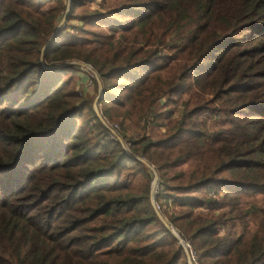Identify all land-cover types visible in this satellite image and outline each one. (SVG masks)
<instances>
[{"label": "trees", "instance_id": "trees-1", "mask_svg": "<svg viewBox=\"0 0 264 264\" xmlns=\"http://www.w3.org/2000/svg\"><path fill=\"white\" fill-rule=\"evenodd\" d=\"M170 227L264 264V0H0V264H188Z\"/></svg>", "mask_w": 264, "mask_h": 264}, {"label": "rangeland", "instance_id": "rangeland-1", "mask_svg": "<svg viewBox=\"0 0 264 264\" xmlns=\"http://www.w3.org/2000/svg\"><path fill=\"white\" fill-rule=\"evenodd\" d=\"M63 19V18H62ZM62 19L59 21V26L61 25V23L60 22H62ZM57 25V26H58ZM72 63H74L75 65H77V66H79L78 67V70L75 72V75L73 74V73H69V72H66L65 73V77H67V76H73L74 78L76 77V78H78V77H81L82 78V84H80V86H82L81 88H82V90H83V95H87V96H92L93 98H94V100H93V109L95 108V110H97V112H98V109H97V106H98V104H96V98H97V96H95L96 94H97V92H99V90H100V88H99V86L96 84V87L94 86V84H93V81H92V83H90V85L89 86H85L84 84H83V79L85 78V76H87V72H83L81 69H82V62H72ZM96 81H97V78H96ZM84 86V87H83ZM80 88V87H79ZM99 113V112H98ZM112 124H115V123H112ZM125 128H126V132L127 133H129V132H138V130L135 128V127H133V126H131L129 123H126L125 124ZM153 181V180H152ZM152 184V183H151ZM155 188H156V184H155V186L152 188V194L153 193H155ZM152 204H154V200H153V203ZM251 229L253 228V226L251 225V227H250ZM170 230L171 231H173L172 230V228L170 227Z\"/></svg>", "mask_w": 264, "mask_h": 264}, {"label": "built area", "instance_id": "built-area-1", "mask_svg": "<svg viewBox=\"0 0 264 264\" xmlns=\"http://www.w3.org/2000/svg\"><path fill=\"white\" fill-rule=\"evenodd\" d=\"M82 64H83L82 65L83 67L81 70L83 72L84 71L87 72V76H85V78L83 79V84L85 86H89L90 83H92V79H96L97 77H96V74L92 71L91 67L88 64H86V63H82ZM107 127H109V129H110V137H115V134H116L115 132L117 131V125L109 123L107 125ZM120 142H121L123 147L126 146V142H123L122 140H120ZM152 205L154 206L155 209L158 208L157 205H155V204H152ZM180 244H183L184 248L187 250L188 264H198L196 261V252L194 251V249L191 248V246L187 242H183L182 240H181Z\"/></svg>", "mask_w": 264, "mask_h": 264}, {"label": "water", "instance_id": "water-1", "mask_svg": "<svg viewBox=\"0 0 264 264\" xmlns=\"http://www.w3.org/2000/svg\"><path fill=\"white\" fill-rule=\"evenodd\" d=\"M61 23V22H60ZM59 27V25L56 27V29ZM55 31V30H54ZM54 33V32H53ZM94 111L96 112L97 116H99L97 110H95L94 108ZM155 183H156V176L154 175L153 177V181H152V184H151V187H150V202L153 203V196H152V188L155 186ZM172 233L178 238V240L181 242V239L176 235L175 232L172 231Z\"/></svg>", "mask_w": 264, "mask_h": 264}]
</instances>
